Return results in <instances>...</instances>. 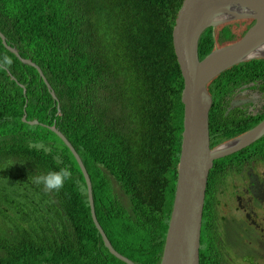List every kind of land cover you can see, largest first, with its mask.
Listing matches in <instances>:
<instances>
[{
	"label": "trees",
	"instance_id": "16d2710c",
	"mask_svg": "<svg viewBox=\"0 0 264 264\" xmlns=\"http://www.w3.org/2000/svg\"><path fill=\"white\" fill-rule=\"evenodd\" d=\"M181 3L0 0V32L20 57L41 69L58 100L57 107L36 68L0 38V58L13 61L0 71V264H126L105 247L83 174L49 129L53 125L85 166L96 219L113 249L135 264L160 263L183 130V80L171 37ZM252 22L207 28L198 42L199 60L239 39ZM257 82L264 85V57L238 63L208 83L210 147L264 119V101L255 115L237 109L225 114L229 96ZM40 140L50 154L28 147ZM56 155L62 165L54 163ZM253 161L264 163V136L216 160L210 170L199 264H238L235 252L227 254L228 243L223 246L212 231L224 219L216 194L227 169L238 171ZM65 165L72 179L59 192L46 193L28 180Z\"/></svg>",
	"mask_w": 264,
	"mask_h": 264
},
{
	"label": "water",
	"instance_id": "95a60500",
	"mask_svg": "<svg viewBox=\"0 0 264 264\" xmlns=\"http://www.w3.org/2000/svg\"><path fill=\"white\" fill-rule=\"evenodd\" d=\"M252 20V24L236 41L221 46L202 60L198 42L207 28L235 21ZM172 46L178 63L183 88V130L177 165L175 193L159 264H199L200 233L209 171L214 160L232 155L264 136V119L242 134L210 147L208 115L212 97L208 83L224 70L254 58L264 57V0H182L172 28ZM2 44L20 61L39 72L52 98L58 100L41 69L7 44ZM236 102H231V108ZM26 121V115L22 117ZM38 123L36 120L28 121ZM68 147L83 174L92 221L108 251L126 264H135L115 251L98 223L94 211L91 181L81 158L68 139L53 125L49 127Z\"/></svg>",
	"mask_w": 264,
	"mask_h": 264
},
{
	"label": "flooded vegetation",
	"instance_id": "af4514ba",
	"mask_svg": "<svg viewBox=\"0 0 264 264\" xmlns=\"http://www.w3.org/2000/svg\"><path fill=\"white\" fill-rule=\"evenodd\" d=\"M263 101L264 85L257 82L239 86L229 96L225 114L237 109V111L255 115L261 108ZM231 102L236 103H234L235 105H233V108L229 110ZM210 141L209 135V142ZM216 146L217 145L214 147ZM215 161L216 160L213 162V166ZM226 178H229L230 181H228L226 189H222V185ZM220 180L221 191L216 194L218 205L220 204L219 197H221L224 200L222 207L225 206L228 212L233 209V221L235 222L234 225L231 222L228 227H224L223 236L227 239L232 238V242L240 241L238 238L241 234L244 235L245 238L251 239L253 242H249L247 245L251 248L252 252L254 251V257L261 259L262 256L259 254V249L264 247V163L253 161L249 165H244L238 171L227 169ZM237 215L241 216L242 219L240 220ZM225 220L226 218L224 217L223 221ZM212 231H215L214 227ZM219 238L222 237L220 236ZM244 256L251 257V263L249 264H255L252 259V254L241 255V258Z\"/></svg>",
	"mask_w": 264,
	"mask_h": 264
},
{
	"label": "clouds",
	"instance_id": "9594fccd",
	"mask_svg": "<svg viewBox=\"0 0 264 264\" xmlns=\"http://www.w3.org/2000/svg\"><path fill=\"white\" fill-rule=\"evenodd\" d=\"M11 57L4 55L0 58V71H6L12 66ZM28 147L30 149H35L37 152L42 151L44 154H50L52 149L45 144L43 140L36 142H29ZM54 163L59 166L63 164V160L60 155L53 157ZM9 165H12V162H9ZM72 179V172L70 167L65 165L63 167H58L57 170H49L46 173H41L38 175H29L28 180L32 184L42 187L43 191L46 193L59 192L65 185V182ZM80 191L84 192L83 186H80ZM202 226V225H201ZM236 242H233L232 245L235 246Z\"/></svg>",
	"mask_w": 264,
	"mask_h": 264
},
{
	"label": "rangeland",
	"instance_id": "374dc122",
	"mask_svg": "<svg viewBox=\"0 0 264 264\" xmlns=\"http://www.w3.org/2000/svg\"><path fill=\"white\" fill-rule=\"evenodd\" d=\"M231 161L232 160L228 161L226 159L223 162L229 163ZM228 181H230L229 178H226L225 181H224V183H223V185H222V189H226ZM223 201L224 200L221 197H219L220 204H219V208L217 209V211H218L219 218L225 217L226 220L225 221H223V220H221V221L220 220H217L214 223L213 227H214V230L219 235V237L220 236L222 237V239H223V246L228 243L229 248L226 249L227 250V254L228 255H231L232 253L235 252V254L237 255V259L238 260L241 258V255H246V254L251 255L252 254V259H253V262L255 264H264V247H262L261 249H259V254L262 256V258L261 259H257V258L254 257V251L252 252L251 248L247 245V244H249V242H253L251 239L245 238V236L241 234V236L238 238L240 241L236 242L235 243V246H231L230 244L232 243V238L231 239H227V238H225L223 236L224 227H228L231 224V222H232L233 225L235 223L233 221L234 220V217H233V209H231L228 212L225 209V206L222 207ZM237 216L239 217L240 220L242 219L241 216H239V215H237ZM248 235H247V237H248ZM262 239H263V237H262ZM239 263L240 264H249V263H251V257L244 256L243 258L240 259V261L238 262V264Z\"/></svg>",
	"mask_w": 264,
	"mask_h": 264
},
{
	"label": "bare ground",
	"instance_id": "6f19581e",
	"mask_svg": "<svg viewBox=\"0 0 264 264\" xmlns=\"http://www.w3.org/2000/svg\"><path fill=\"white\" fill-rule=\"evenodd\" d=\"M51 127V126H50ZM50 129V128H49ZM52 131V130H51Z\"/></svg>",
	"mask_w": 264,
	"mask_h": 264
}]
</instances>
